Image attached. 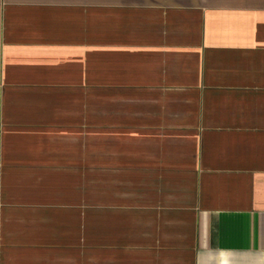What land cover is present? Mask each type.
<instances>
[{"label": "crops", "instance_id": "crops-1", "mask_svg": "<svg viewBox=\"0 0 264 264\" xmlns=\"http://www.w3.org/2000/svg\"><path fill=\"white\" fill-rule=\"evenodd\" d=\"M88 127L94 264H264V0H0V264H73Z\"/></svg>", "mask_w": 264, "mask_h": 264}, {"label": "rangeland", "instance_id": "rangeland-1", "mask_svg": "<svg viewBox=\"0 0 264 264\" xmlns=\"http://www.w3.org/2000/svg\"><path fill=\"white\" fill-rule=\"evenodd\" d=\"M184 65V64H183ZM186 65V64H185ZM190 65V64H188ZM197 65V64H196ZM208 64H198L202 70ZM241 64H233L234 68H239ZM104 67V66H103ZM185 69V67H184ZM91 70V69H89ZM103 70H107L105 67ZM119 81L122 85L125 80L112 79H89V100L95 99V88L110 90L113 83ZM97 84V85H96ZM94 107L95 103L89 101V107ZM120 128H97L88 127L87 134V165L86 174H73L65 176L71 183L72 195L67 202L79 203L81 205L57 206V240H56V262L57 263H86L94 264L95 256V186H96V169L97 154L99 150H112L111 142H102L105 140L107 132ZM104 131V133L102 132ZM103 134V136H102ZM74 170V169H73ZM85 170V169H84ZM68 182V183H69ZM81 189V192L79 191ZM71 194V193H70ZM81 194V197H79ZM80 198H82L80 201ZM69 219L72 221L70 222Z\"/></svg>", "mask_w": 264, "mask_h": 264}]
</instances>
